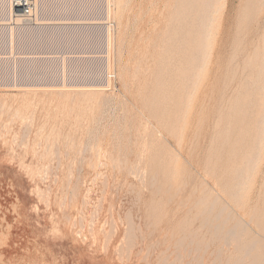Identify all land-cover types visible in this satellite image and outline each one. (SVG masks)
Instances as JSON below:
<instances>
[{
	"label": "rangeland",
	"instance_id": "obj_1",
	"mask_svg": "<svg viewBox=\"0 0 264 264\" xmlns=\"http://www.w3.org/2000/svg\"><path fill=\"white\" fill-rule=\"evenodd\" d=\"M177 2L103 0L110 85L0 83V264H264V0Z\"/></svg>",
	"mask_w": 264,
	"mask_h": 264
},
{
	"label": "built area",
	"instance_id": "obj_2",
	"mask_svg": "<svg viewBox=\"0 0 264 264\" xmlns=\"http://www.w3.org/2000/svg\"><path fill=\"white\" fill-rule=\"evenodd\" d=\"M20 1V15L27 21L0 23V29L9 34L11 50L14 48L16 62L13 63L17 71L9 80L0 78V83L84 86L110 85L115 81V74L101 62L104 58L101 54L110 42L112 27L107 9L105 13L103 11V0H39L36 16L34 6L28 4L32 3L31 0ZM4 6L7 4H0V12ZM49 10L64 13L59 19L52 20ZM9 28L15 30L11 32ZM30 29L35 30L33 34H27ZM5 54L0 48V67L7 64ZM101 71L105 79L94 76Z\"/></svg>",
	"mask_w": 264,
	"mask_h": 264
},
{
	"label": "bare ground",
	"instance_id": "obj_3",
	"mask_svg": "<svg viewBox=\"0 0 264 264\" xmlns=\"http://www.w3.org/2000/svg\"><path fill=\"white\" fill-rule=\"evenodd\" d=\"M183 1V0H182ZM31 2L32 3H28V4H30V6H34L33 7V11H34V14H35V16H36V12H37V10L39 9V4H38V0H31ZM178 2H179V0H178ZM177 2V3H178ZM186 2V1H185ZM214 2V1H213ZM176 3V4H177ZM215 3V2H214ZM21 5H22V2L20 1V0H11L10 1V4H9V14H10V16L12 17L11 18V20L12 21H14V22H23V21H27V18L26 17H23V15H20V13H21ZM178 5V4H177ZM188 5H190V4H188ZM178 7V6H177ZM179 8V7H178ZM209 7H207V9H206V11H205V15H204V18L206 19L205 20V23H204V29L206 30L207 28H208V26H209V23H210V19H209V16L211 15V14H208V11H209V9H208ZM216 8V7H215ZM205 9V8H204ZM177 9H175L174 10V12L176 11ZM218 10V9H217ZM216 10V11H217ZM180 11V10H179ZM215 11V12H216ZM214 11H213V14H216ZM211 13H212V11H211ZM173 16V15H172ZM176 16V15H175ZM183 16V15H182ZM212 16V15H211ZM13 17L14 18H16V19H13ZM210 18H212V17H210ZM182 19V18H181ZM185 19V18H184ZM174 20H175V18H174ZM263 20H264V18H263ZM262 20V21H263ZM211 21H212V19H211ZM189 23H190V21H189ZM176 26V25H175ZM183 26V25H182ZM181 26V27H182ZM173 27V26H172ZM211 27V26H210ZM183 30V29H182ZM207 30H209V29H207ZM206 30V31H207ZM188 31V30H187ZM205 31V32H206ZM207 32H210V31H207ZM258 32V31H257ZM202 33V32H201ZM203 33H204V31H203ZM207 34V33H206ZM180 35H181V33H180ZM209 35H210V33H209ZM259 37L261 38V39H259V41H260V43L261 44H263V46H264V26L263 25H261V27H260V32H259ZM206 38H208V36L207 35H204V37H203V39L205 40ZM182 40V39H181ZM203 40V41H204ZM206 41V40H205ZM180 42V41H179ZM204 43V42H203ZM203 43L201 44V46H203L202 47V49H201V46H200V53H203L202 51H203V48H204V46H206V45H203ZM184 46V45H183ZM264 48V47H263ZM263 51H264V49H263ZM197 52V51H196ZM195 55V54H194ZM198 57V56H197ZM197 62H199V60L197 61ZM195 63V62H194ZM261 64H263L264 65V61L263 60H261ZM162 67V66H161ZM160 67V68H161ZM198 67H199V65H198ZM159 68V67H158ZM195 68H196V65H195ZM189 69V68H188ZM194 69V68H193ZM200 69H201V67H200ZM190 71V70H189ZM190 77V76H189ZM158 78V77H157ZM185 79H187V77L185 78ZM259 80H260V85H259V89H260V91H261V93L264 95V72H261L260 71V76H259ZM184 82V81H183ZM146 83V82H145ZM195 83V82H194ZM152 84V83H151ZM193 86V85H192ZM5 87V86H4ZM7 87H9V86H7ZM27 87V86H26ZM31 87V89H39L38 88V86H30ZM30 87H29V89H30ZM75 87V86H74ZM10 88V87H9ZM25 88V87H24ZM61 88V87H60ZM59 88V89H60ZM68 88V87H67ZM77 88V87H76ZM78 88H80V87H78ZM92 88V87H91ZM11 89H13V88H11ZM14 89H15V87H14ZM41 89V88H40ZM70 89V88H69ZM88 89H90V88H80V89H77V90H79V91H85V90H88ZM50 90V89H49ZM55 90V89H54ZM64 90V89H63ZM63 90L62 91H60V92H63ZM76 89H74V91H75ZM97 90H99V89H97ZM107 90V89H106ZM29 91V90H28ZM34 91H36V90H34ZM46 91V90H45ZM51 91H53L52 89H51ZM68 91V89H66V92ZM72 91V90H71ZM90 91V90H89ZM104 91H105V89H104ZM58 92V91H57ZM98 92V91H97ZM34 93V92H33ZM36 93V92H35ZM34 93V94H35ZM59 93V92H58ZM81 93H83V92H81ZM80 93V94H81ZM85 93V92H84ZM87 93V92H86ZM85 93V94H86ZM98 93H100V92H98ZM53 94V96H54V93H52ZM67 94V93H66ZM91 94H93V93H91ZM91 94H87L89 97H92V95ZM82 95V94H81ZM80 95V96H81ZM65 96V95H64ZM88 96H87V98H88ZM94 96V95H93ZM82 97H85L86 98V95H84V96H82ZM63 98V97H62ZM69 98V95H68V97H66V98H63V99H68ZM79 98V97H78ZM85 98H81V99H85ZM89 99V98H88ZM97 99H95V101H96ZM100 100V99H99ZM98 100V101H99ZM86 101V100H85ZM90 101V100H89ZM66 102V101H65ZM93 102V101H92ZM263 102H264V99H263ZM261 122H263L264 121V115L261 117V120H260ZM167 135H169V136H171L172 138H174L176 141H177V143L179 144V142H180V130L178 129V128H172V129H168L167 128ZM23 135V134H22ZM262 136H264V133L262 134ZM146 137V136H145ZM261 139V138H260ZM172 140V139H171ZM135 141V140H134ZM261 140H260V144H261ZM263 143V142H262ZM264 144V143H263ZM259 146V145H258ZM262 147H263V145L261 144L260 145V149H259V151L260 150H262ZM258 154V153H257ZM67 157V156H66ZM257 157H258V155H257ZM255 160H253V161H251L250 163L249 162H247L248 163V165L247 166H245V168L244 169H242L241 171H239V172H237V173H239L238 175H237V177L235 176L234 178H236V183H235V185H234V189H235V195H234V198L236 197V198H239L240 199V197L242 196V193L241 192H243L242 190L243 189H246L245 188V186H246V183H245V180L246 179H244V178H246V176L244 177V175L247 173V171H248V169H250V167L253 165V162H254ZM246 163V164H247ZM92 168V167H91ZM253 168H254V165H253ZM139 170V169H138ZM240 170V169H239ZM130 172H131V170H130ZM133 173V172H132ZM131 173V174H132ZM168 174V173H167ZM248 176V175H247ZM140 177V176H139ZM249 177V176H248ZM143 180V179H142ZM249 181V180H248ZM248 186V185H247ZM233 188V187H232ZM241 191V192H240ZM132 193V192H131ZM239 193V194H238ZM241 194V195H240ZM218 199V198H217ZM216 200V199H215ZM84 203V202H83ZM243 205V204H242ZM224 206V205H223ZM211 208V207H210ZM210 210V209H209ZM254 211V210H253ZM210 212V211H209ZM222 212V211H221ZM252 214H253V212H252ZM216 215H218V214H216ZM251 217V216H250ZM214 218V217H213ZM213 218H212V220H213ZM216 219V218H215ZM236 219V218H235ZM251 219V218H250ZM128 220V219H127ZM130 220H128V222H129ZM236 221V220H235ZM215 222V221H214ZM238 222V221H237ZM236 222V223H237ZM258 222V221H257ZM205 224L207 223V222H204ZM240 224V223H239ZM239 224H237V227L239 226ZM248 224V223H247ZM243 225V224H242ZM218 227L220 226V227H222L221 225H217ZM235 226H236V224H235ZM241 226V225H240ZM240 226H239V228H240ZM128 227V226H127ZM204 227V226H203ZM218 227H216V228H214V229H216V231H218L217 229H218ZM232 228H234V227H232ZM238 228V229H239ZM243 228L245 229V227L243 226ZM127 229H129V228H127ZM213 229V230H214ZM220 229V228H219ZM223 229V228H222ZM243 229V230H244ZM215 231V230H214ZM232 231H234V230H232ZM237 232H238V230H236ZM242 232H244V231H242ZM227 233V232H226ZM226 233H225V236H226ZM239 233H241V232H239ZM243 234V233H242ZM236 235V234H235ZM237 235H238V233H237ZM236 235V236H237ZM129 236V235H128ZM132 236V235H131ZM232 236H234V235H232ZM231 236V237H232ZM240 237V236H239ZM130 238V237H129ZM228 238V237H227ZM232 238H234V237H232ZM241 238V237H240ZM235 239V238H234ZM125 240V239H124ZM229 240V239H228ZM231 240V239H230ZM233 240V239H232ZM234 241V240H233ZM126 242V241H125ZM226 242H228V241H226ZM234 242H236V241H234ZM178 243V242H177ZM243 243V242H242ZM253 243V242H252ZM256 243V241L254 242V244ZM130 244V243H129ZM125 245V244H124ZM246 245V244H245ZM251 246V245H250ZM255 246V245H254ZM253 246V247H254ZM241 249V248H240ZM244 249V248H243ZM253 249V248H252ZM264 250V249H263ZM247 252V251H246ZM248 254H249V250H248ZM246 255V254H245ZM251 259V258H250ZM255 261V260H254ZM237 263V262H236ZM241 264V263H240ZM252 264V263H251ZM253 264H255L254 262H253Z\"/></svg>",
	"mask_w": 264,
	"mask_h": 264
}]
</instances>
